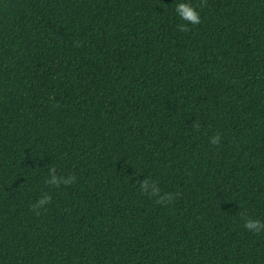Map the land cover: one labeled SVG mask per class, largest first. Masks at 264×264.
<instances>
[{"label": "trees", "instance_id": "16d2710c", "mask_svg": "<svg viewBox=\"0 0 264 264\" xmlns=\"http://www.w3.org/2000/svg\"><path fill=\"white\" fill-rule=\"evenodd\" d=\"M0 264H264V0H0Z\"/></svg>", "mask_w": 264, "mask_h": 264}]
</instances>
